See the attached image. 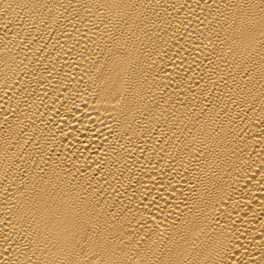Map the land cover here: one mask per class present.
<instances>
[{"label": "bare ground", "instance_id": "6f19581e", "mask_svg": "<svg viewBox=\"0 0 264 264\" xmlns=\"http://www.w3.org/2000/svg\"><path fill=\"white\" fill-rule=\"evenodd\" d=\"M0 264H264V0H0Z\"/></svg>", "mask_w": 264, "mask_h": 264}]
</instances>
